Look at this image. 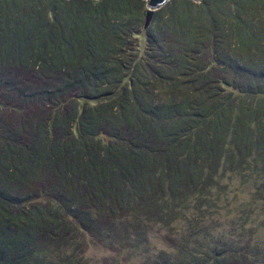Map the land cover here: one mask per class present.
Instances as JSON below:
<instances>
[{
  "label": "trees",
  "instance_id": "16d2710c",
  "mask_svg": "<svg viewBox=\"0 0 264 264\" xmlns=\"http://www.w3.org/2000/svg\"><path fill=\"white\" fill-rule=\"evenodd\" d=\"M137 1L0 0V66L48 77L36 94L56 105L32 124L31 141L0 143V179L37 183L48 196L13 215L0 195V264H42L37 247L79 264L64 254L66 241L89 228L95 210L131 211L135 230L156 216L173 221L189 201L207 204L227 171L252 179L264 196V0H169L146 32L147 9ZM50 77H69L68 85ZM92 80L95 93L78 92L65 101L70 110L57 109L59 92ZM32 158L33 172L10 166ZM199 226L173 239L163 264H249L233 242ZM136 240L126 245L146 247ZM248 249L251 263L264 264L259 247Z\"/></svg>",
  "mask_w": 264,
  "mask_h": 264
},
{
  "label": "rangeland",
  "instance_id": "374dc122",
  "mask_svg": "<svg viewBox=\"0 0 264 264\" xmlns=\"http://www.w3.org/2000/svg\"><path fill=\"white\" fill-rule=\"evenodd\" d=\"M137 3L142 6L143 11L146 10V0H138ZM165 4L162 5L163 7L157 8L155 10L157 12H153L147 26L144 24V12L139 29L145 28L144 32L147 29L152 30L160 13H163ZM145 44L143 42L141 45L142 49ZM212 72L217 74L215 71ZM50 79L57 85L67 86L69 77H50ZM48 81V77H38L37 74L32 75L25 68L0 66V139L1 137L3 139L14 136L19 138V140L15 141L19 143L22 139L31 141L34 138V133L31 131L32 124L43 122L53 111L52 107H49L47 103L52 105L54 102L50 101L49 97L36 94L37 87H42V84ZM97 89L98 84L94 80L85 87L79 85L66 88L64 91L59 92L56 98L59 101L64 100V104L59 108L57 107V109H60L61 113H66L67 110H70V105L65 103L66 100L73 99L72 101H74L78 92L82 94L95 93ZM31 92L35 93L33 99L29 98V95L33 94ZM85 105L86 107H94L96 103H86ZM53 106L55 107L56 105L53 104ZM29 122L32 123L29 124ZM25 124H29L27 126L28 131L24 128ZM56 129H58L59 133H62L61 126L57 125ZM4 140H0V143ZM2 162L3 158L0 157V164ZM36 162L32 158L27 163L22 161L21 163H13L10 166H18L17 174H23L22 170L27 169L29 164L31 165H29L28 171L33 172L37 169L38 163ZM20 166H23V168ZM252 176L257 178L256 175ZM216 180L219 181V185L217 187L214 186L208 192L210 199L206 200V202L209 201L207 204L203 203V206L194 207L196 200H191L187 205L179 208L180 216L173 221H171V217L162 218L161 216H156L147 219L146 226L142 225V227L135 230L133 228L139 225L137 222L128 224L129 219H136V216L134 217L131 211L125 210L120 213L122 216L119 214L114 217L109 215V218L102 211L95 210L89 228L79 231L73 239L70 237L66 241L68 248L64 250V254L73 252L79 258V264H163L165 263L164 258H168L167 255H173V239L184 236L187 231L190 229L194 230L200 227L199 224H202L208 226L209 235L216 239H218V235L222 234L229 247L230 243L233 242L234 245L231 248L240 250L239 254L247 255L250 261L249 264H253L251 259L255 260V258L250 256L248 248H253L251 250H254L259 247L258 251L264 254V196L256 197L253 180L244 179L234 170L232 172H224L223 176L216 177ZM45 185H49V182L47 181ZM36 187L37 183L28 188L19 185L17 182L11 181L8 183L0 179V195L3 194L2 198H8L7 200L11 201L10 205L6 206L7 210L13 215H18L23 207H30V204L38 203L41 205L47 203L48 196L39 194ZM31 192L35 195H30ZM7 194H9L8 197L6 196ZM146 198L144 203L151 204V201L154 200L152 195ZM253 200L256 201L252 203ZM252 205L253 209L251 210ZM137 209L139 211L142 208ZM200 212H203L201 217ZM114 220H116L118 225L114 224ZM198 220L199 223L195 224V221ZM126 230H129V233ZM102 232L105 235L103 237ZM200 236L204 235L200 234ZM126 237H130L136 242V238H139L140 242L146 244V247L144 249H136L135 247L137 246H127ZM62 242L65 243L63 240ZM42 246L44 247V244ZM57 250H53L54 252L52 253L49 250L44 252L42 248L39 249L37 247L34 256L37 257L35 258L36 260L42 259V264H60ZM56 256L58 257L56 258ZM232 263L239 264L236 261Z\"/></svg>",
  "mask_w": 264,
  "mask_h": 264
},
{
  "label": "water",
  "instance_id": "95a60500",
  "mask_svg": "<svg viewBox=\"0 0 264 264\" xmlns=\"http://www.w3.org/2000/svg\"><path fill=\"white\" fill-rule=\"evenodd\" d=\"M168 0H146V16H145V26L148 25L151 16L153 14V12L159 8L160 6H162L163 4H165ZM196 2H199L201 0H194Z\"/></svg>",
  "mask_w": 264,
  "mask_h": 264
}]
</instances>
